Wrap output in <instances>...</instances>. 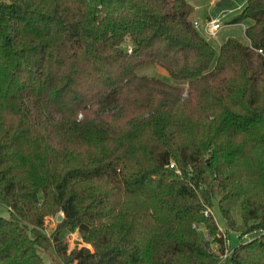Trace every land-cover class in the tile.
Instances as JSON below:
<instances>
[{"label":"trees","instance_id":"trees-1","mask_svg":"<svg viewBox=\"0 0 264 264\" xmlns=\"http://www.w3.org/2000/svg\"><path fill=\"white\" fill-rule=\"evenodd\" d=\"M192 13L0 0V264H264V0L231 20L246 44L216 49ZM208 208L254 233L223 262ZM73 230L89 247L67 251Z\"/></svg>","mask_w":264,"mask_h":264},{"label":"rangeland","instance_id":"rangeland-1","mask_svg":"<svg viewBox=\"0 0 264 264\" xmlns=\"http://www.w3.org/2000/svg\"><path fill=\"white\" fill-rule=\"evenodd\" d=\"M193 7L194 11V19L195 22H198L200 24V31L203 33L204 26L208 19L217 16V14L221 10L228 11L229 9L236 8L238 6H241L245 3V0H232L230 4L226 6H218V1L211 4V0H187ZM241 10L237 9L232 12H227V16L222 19L223 26L222 28L217 32L216 37L212 38L209 37L210 43L217 49L218 48V41L222 40L224 36H231L242 43H247V39L244 34V28L245 26L240 24H233L231 23V20L240 12ZM148 72H157L160 76H162L165 79L170 80L169 76L161 69L155 68L154 70L150 69ZM208 212L215 220L218 227H221L223 230H225V226L218 215V213L212 209L208 208ZM0 214L2 216H8L7 207L0 205ZM62 217V213H58L56 215H49L45 218V228L44 232L47 236H50L51 231L55 228L58 218ZM196 228L201 231V235H203L205 232H207L206 228L202 225H196ZM228 239L230 240V245L233 247L236 244L239 243V240L237 239L236 235L237 233L230 232L229 234H226ZM253 234H249V237H252ZM63 242L67 245V251H70L74 247H81V246H87L85 243H83L80 234L77 230L68 231L65 233ZM44 260L49 264H64L61 257H59L54 250L50 251H42L41 252Z\"/></svg>","mask_w":264,"mask_h":264},{"label":"built area","instance_id":"built-area-1","mask_svg":"<svg viewBox=\"0 0 264 264\" xmlns=\"http://www.w3.org/2000/svg\"><path fill=\"white\" fill-rule=\"evenodd\" d=\"M227 12H232V11L231 10H228V11L221 10L217 14V16L208 19V21L206 22V24L204 26L203 33L206 36H209L212 38L216 37L217 32L223 26L222 19L227 16ZM193 25L197 30H200V24L198 22H194ZM208 214H210V213L208 212V209H207L205 211V215H208ZM203 235L207 241H211L213 239V236L210 235L208 233V231L205 232ZM215 237L217 239L222 240V246L219 245V243H215V244H213V250L219 254L220 262H223V261H225V259H227L230 256L231 251H232V246L230 245V240L228 239L225 230H223L221 227H218V231H217ZM236 237L239 241H247V240L251 239V237L248 238V234H246V235H238L237 234Z\"/></svg>","mask_w":264,"mask_h":264},{"label":"crops","instance_id":"crops-1","mask_svg":"<svg viewBox=\"0 0 264 264\" xmlns=\"http://www.w3.org/2000/svg\"><path fill=\"white\" fill-rule=\"evenodd\" d=\"M218 0H211V4H213V3H215V2H217ZM232 1V0H231ZM245 2H246V0H245ZM245 4V3H244ZM244 4L243 5H241V6H238V7H236V8H233V9H229V10H231V11H235V10H237V9H239V10H241L242 9V7L244 6ZM192 20H193V22H195V19H194V11H193V13H192ZM241 24V23H240ZM242 25L243 26H246L247 25V22L246 23H242ZM200 31V30H199ZM200 33L210 42V39L208 38V36H206L204 33H202L201 31H200ZM228 37H231V36H224V38H222V40H220V41H218V47L221 45V43H223V41L224 40H226Z\"/></svg>","mask_w":264,"mask_h":264},{"label":"water","instance_id":"water-1","mask_svg":"<svg viewBox=\"0 0 264 264\" xmlns=\"http://www.w3.org/2000/svg\"><path fill=\"white\" fill-rule=\"evenodd\" d=\"M231 3V0H219L218 1V6H226ZM62 217L58 218V221H60Z\"/></svg>","mask_w":264,"mask_h":264}]
</instances>
